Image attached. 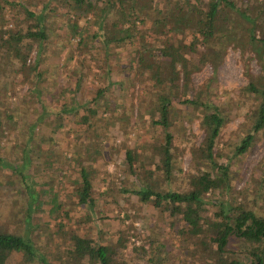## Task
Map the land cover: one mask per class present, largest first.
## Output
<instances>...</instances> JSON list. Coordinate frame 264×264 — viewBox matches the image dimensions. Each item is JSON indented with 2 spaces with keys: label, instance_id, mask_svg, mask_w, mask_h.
<instances>
[{
  "label": "rangeland",
  "instance_id": "374dc122",
  "mask_svg": "<svg viewBox=\"0 0 264 264\" xmlns=\"http://www.w3.org/2000/svg\"><path fill=\"white\" fill-rule=\"evenodd\" d=\"M8 1H20L32 9L47 2ZM167 1L163 0L164 3ZM140 2L151 7L155 5L151 0ZM244 2L239 0L238 5L242 8ZM34 3L37 6L34 7ZM56 3V0L51 2L52 5ZM59 5L55 7L62 13L65 8H59ZM0 8L7 18L11 17L10 13H16L15 8L20 10L19 7L9 8L6 0H0ZM248 12H258L252 2L248 4ZM60 13L51 18L54 32L40 53L43 61L37 71L19 69L17 58L1 59L4 52L0 48V119L3 122V134H0V230L20 233L31 239L35 249L52 264L65 258L69 234L73 231L95 244L115 248L117 264H202L197 236L185 233L187 227L179 216L169 217L151 201H141L132 192L140 184L128 169L125 151L134 148L142 154L140 166L145 170L139 172L137 163L135 169L147 177L157 164V156L151 146L142 149L141 145L152 143L159 136V130L148 125L149 117L143 116L144 111L139 109L143 104L144 109L151 105L148 98L152 97L153 101L154 96H144V86L131 79L132 46L116 44L107 52L100 46L93 51L89 46L83 50L79 47L78 36L69 40L59 34L60 30L66 29V16ZM88 19L93 24L91 13L86 19L79 18V24L86 25ZM12 21L5 22L3 29H11ZM243 24L236 23L234 35H240L239 28ZM92 27L87 26L88 30ZM37 56V51H32L28 62L32 63ZM203 58L199 69L192 74L193 86L201 90L200 97L204 101L207 96L203 87L210 79L217 103L222 110L228 108L230 114L220 128L214 146V156L219 162L233 157L234 145L249 123L247 114L253 99L242 93L247 84L245 64L255 76L260 74L261 67L252 52H241L234 47H228L222 55L206 54ZM108 67L110 78L105 72ZM40 70L44 72L41 78L34 77L33 73ZM80 73L82 78L73 93L71 85ZM119 79L124 80L126 89L122 97L125 105L121 107L119 84L116 83ZM34 82L38 94L40 92L39 99L33 94ZM99 88H107L104 92L108 104L105 99L96 103L97 114L93 117L92 128L82 122L81 112L72 116L64 114L68 123L57 131L51 128L63 103L76 99L92 106L91 99ZM172 106L169 120L176 134L174 175L170 182L160 179L158 184L162 189L181 191L190 187L189 178L203 161L199 147L204 141V131L200 128L201 115L191 106L180 103ZM40 114L44 118L34 132L28 131L27 126ZM83 166L90 174L92 205L78 202L80 168ZM262 170L264 134L259 133L253 146L229 164L232 188L223 195L217 191L206 194L205 200L211 202L205 203L204 215L210 216L216 209V199L230 201L231 197L237 196L244 203H255L256 213L264 216V182L257 190ZM223 250L222 257H234L240 264H251L253 260L249 246L233 232ZM21 261V253L14 252L11 263L22 264Z\"/></svg>",
  "mask_w": 264,
  "mask_h": 264
},
{
  "label": "trees",
  "instance_id": "16d2710c",
  "mask_svg": "<svg viewBox=\"0 0 264 264\" xmlns=\"http://www.w3.org/2000/svg\"><path fill=\"white\" fill-rule=\"evenodd\" d=\"M46 1L40 7L32 9L20 1L6 0L9 8L19 7L20 10L15 8L16 13H10L11 17L7 18L0 8V48L4 52L1 59L17 58L19 69L37 71L43 61L40 53L54 32L51 18L60 13L58 4L59 8H65L60 14L66 16V29L60 30L59 34L69 40L78 36L79 47L83 50L89 46L93 51L100 46L107 52L116 44L119 47L127 44L132 46L129 65L131 79L144 86V96H154L153 101L152 97L148 98L151 105L144 109L143 104L139 109L144 111L143 116L149 117L148 125L159 130V136L152 143L141 145L142 149L151 146L157 156V164L147 177L139 173L144 169L140 166L142 154L139 155L134 148H127L125 151L128 169L140 184L132 192L141 201H151L160 212H165L169 217L179 216L187 227L185 233L197 236L202 264H240L234 257H222L223 246L232 232L249 246V253L253 257L251 264H264V216L256 213L255 203H244L237 196L231 197L230 201L216 199V209L210 216L204 215L205 203L211 202L205 200L206 194L217 191L223 195L232 188L229 164L232 159L245 154L253 146L259 133L264 134V0H245L242 8L238 5L239 0H168L166 3L163 0H151L154 7L141 3L140 0H56L54 5L51 4L52 0ZM251 2L258 10L257 14L248 12V4ZM90 13L93 24L88 19L86 25L81 26L79 18L83 16L86 19ZM10 19L14 26L3 29V24ZM236 23H245L239 28V36L233 33ZM89 24L93 26L91 30L87 28ZM199 47L203 49L199 50ZM228 47L239 48L241 52H252L260 64L261 72L257 76L252 75L245 64L247 84L242 93L253 99L247 114L249 123L245 133L234 145L233 157H226L218 162L214 156V146L220 135V128L230 114L228 108L222 110L217 103L210 79L203 87L207 99H201V90L193 86L192 74L199 69L206 54L222 55ZM34 50L38 56L30 63L29 55ZM105 72L110 78L109 67ZM43 73L40 70L33 73V76L41 78ZM81 74L71 85L73 93L79 86ZM118 82L121 107L125 105L122 97L126 89L123 79ZM36 84L33 83L32 89L38 98L40 92L38 94ZM104 90L97 89L95 97L91 99L92 106L86 102L79 103L76 99L63 103L51 128L59 130L68 123L66 115L72 116L75 112H81L82 122L87 128H92L93 117L97 114L96 103L105 99V104H108ZM176 103L191 106L201 115L200 128L204 131V141L199 147L203 161L190 176V187L181 191L162 189L158 184L160 179L170 182L174 175L173 150L176 134L170 127L172 123L169 111ZM42 118L44 116L40 114L27 126V130L34 132ZM2 124L0 119V134H3ZM135 163L140 166L139 172L135 169ZM202 164L205 167H201ZM261 173L257 190H260L264 182V170ZM91 190L90 174L83 166L80 168L78 202L92 205L94 201ZM32 193L33 196L36 195L35 192ZM200 233L202 236L199 237ZM14 252L21 253L22 264L36 261L52 264L35 249L31 239L20 233L0 230V264H12ZM57 263L117 264V250L108 244H95L90 238L73 231L69 234L65 258Z\"/></svg>",
  "mask_w": 264,
  "mask_h": 264
}]
</instances>
